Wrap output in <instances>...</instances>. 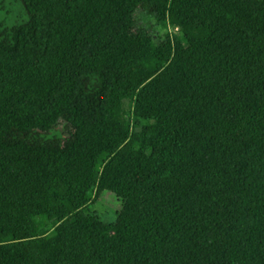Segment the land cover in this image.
<instances>
[{"label":"trees","instance_id":"trees-1","mask_svg":"<svg viewBox=\"0 0 264 264\" xmlns=\"http://www.w3.org/2000/svg\"><path fill=\"white\" fill-rule=\"evenodd\" d=\"M0 264H264V0H0Z\"/></svg>","mask_w":264,"mask_h":264},{"label":"rangeland","instance_id":"rangeland-1","mask_svg":"<svg viewBox=\"0 0 264 264\" xmlns=\"http://www.w3.org/2000/svg\"><path fill=\"white\" fill-rule=\"evenodd\" d=\"M139 25L149 30L151 34H157L158 32L162 34L160 27L152 21H149L146 17L137 16ZM174 24L171 19L167 21V31L168 33L176 32ZM120 210V204L117 202L115 197L109 192H102L98 198L87 208L84 209V216H96L101 221L102 224L111 225L115 222L116 216ZM80 216L81 219L84 216Z\"/></svg>","mask_w":264,"mask_h":264}]
</instances>
